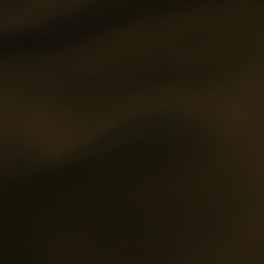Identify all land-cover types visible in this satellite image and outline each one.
Masks as SVG:
<instances>
[{
  "label": "water",
  "instance_id": "1",
  "mask_svg": "<svg viewBox=\"0 0 264 264\" xmlns=\"http://www.w3.org/2000/svg\"><path fill=\"white\" fill-rule=\"evenodd\" d=\"M0 264H264V0H0Z\"/></svg>",
  "mask_w": 264,
  "mask_h": 264
}]
</instances>
